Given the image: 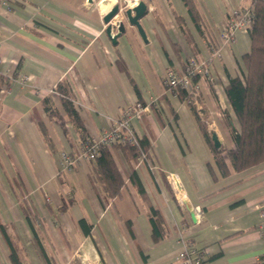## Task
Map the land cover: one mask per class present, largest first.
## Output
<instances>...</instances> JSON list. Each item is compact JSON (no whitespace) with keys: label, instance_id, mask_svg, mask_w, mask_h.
<instances>
[{"label":"crops","instance_id":"crops-1","mask_svg":"<svg viewBox=\"0 0 264 264\" xmlns=\"http://www.w3.org/2000/svg\"><path fill=\"white\" fill-rule=\"evenodd\" d=\"M117 1L124 4L0 0V264H14L10 245L19 264H185L179 255L190 247L200 252L197 264H259L264 161L235 170L225 155L235 145L226 115L236 120L224 87L229 74L240 73L250 37L239 29L222 45L218 36L229 10L253 0H195L201 28L183 0H144L139 20L147 40L125 22L113 42L103 15ZM109 22L115 34L117 23ZM215 46L221 56L209 59L211 78H198L196 97L164 85L166 72L182 69L191 55L207 59ZM59 82L82 128L69 117ZM136 102L144 108L133 125L148 140L147 161L108 147L123 182L109 197L94 160L63 168L61 155L75 157L83 133L94 138L110 129ZM191 106L218 147L206 142ZM213 147L224 149L226 172ZM149 204L162 218L158 241Z\"/></svg>","mask_w":264,"mask_h":264},{"label":"trees","instance_id":"trees-1","mask_svg":"<svg viewBox=\"0 0 264 264\" xmlns=\"http://www.w3.org/2000/svg\"><path fill=\"white\" fill-rule=\"evenodd\" d=\"M183 2L195 25L201 28L200 13L195 0H183ZM251 12L252 22L247 30L250 37V49L241 56L243 64L240 67V73L229 74L224 87L236 120L234 121L230 115H226L235 145L234 147L226 148L225 155L235 170H243L264 161V0H253ZM176 18L183 33H186L182 17L176 15ZM63 84L59 82L56 85V89L61 94L62 102L69 117L78 127L82 128L83 124L74 106L71 93ZM176 90L177 94L190 96L185 89L177 88ZM191 107L194 111V106ZM194 113L199 129L206 142L210 146H214L211 134L205 123L196 111ZM90 139V137L83 133L81 142ZM139 144L140 148L146 153L148 140L143 135L139 138ZM116 146L127 150L131 158L133 157L136 160L138 153L135 151L133 145L120 143ZM223 150V148L213 147V155L218 166L223 169V172H226ZM92 160L95 161L94 167L97 180L101 183L103 191L109 197L115 196L119 192L123 182L108 147L101 146L98 149L97 155ZM131 180L138 192L144 197L145 190L143 184L134 169L131 173ZM148 214L153 226V237L158 241L164 236L159 231V228L162 227L161 215L158 209L151 204L148 205ZM40 251L45 256L42 247ZM10 257L14 264H19L18 257L11 245Z\"/></svg>","mask_w":264,"mask_h":264},{"label":"built area","instance_id":"built-area-1","mask_svg":"<svg viewBox=\"0 0 264 264\" xmlns=\"http://www.w3.org/2000/svg\"><path fill=\"white\" fill-rule=\"evenodd\" d=\"M136 2L137 0H124L125 6H132ZM251 22V3L230 9L224 25L218 32L222 45L231 44L235 39L237 30H248ZM221 52L222 46H215L207 59H201L194 55L189 56L182 69L177 71L170 70L164 74V85L172 92L176 91L177 88H182L188 92L190 97H196L198 94V78H211L208 61L211 58L220 57ZM143 108L144 106L141 102L128 104L123 109L121 117L114 121L110 129L102 131L101 134L90 140L80 142L78 153L75 157L63 152L61 155L62 167L72 166L78 158L94 159L101 146L112 147L120 143L133 145L135 151L138 153L136 157L137 162H146L147 154L140 148V135L133 125V119L140 115ZM173 185L178 195L180 193L179 182H175ZM178 199L181 203L184 201L182 195L178 196ZM256 208L260 214V221L258 223L259 232L264 237V199L256 204ZM179 256L185 264H197L201 258L200 252L192 247L184 249ZM259 264H264V252L259 258Z\"/></svg>","mask_w":264,"mask_h":264},{"label":"water","instance_id":"water-1","mask_svg":"<svg viewBox=\"0 0 264 264\" xmlns=\"http://www.w3.org/2000/svg\"><path fill=\"white\" fill-rule=\"evenodd\" d=\"M147 10V4L144 0H138L132 6H125V4H121L120 2H116L104 15L103 20L107 23L105 28L107 34L110 36L113 42L116 41L117 33L125 31V22L129 25L135 26L144 40H147L145 31L140 22V18L145 15ZM123 17V18H122ZM111 19H115L117 23V32L112 34L113 24L109 21ZM211 138L215 147L220 145V141L215 132H211Z\"/></svg>","mask_w":264,"mask_h":264},{"label":"rangeland","instance_id":"rangeland-1","mask_svg":"<svg viewBox=\"0 0 264 264\" xmlns=\"http://www.w3.org/2000/svg\"><path fill=\"white\" fill-rule=\"evenodd\" d=\"M137 1H138V0H137ZM117 2H118V1H117ZM115 3H116V2H115ZM115 3H114V4H115ZM133 4H135V3H133Z\"/></svg>","mask_w":264,"mask_h":264},{"label":"bare ground","instance_id":"bare-ground-1","mask_svg":"<svg viewBox=\"0 0 264 264\" xmlns=\"http://www.w3.org/2000/svg\"><path fill=\"white\" fill-rule=\"evenodd\" d=\"M107 4V3H106Z\"/></svg>","mask_w":264,"mask_h":264}]
</instances>
